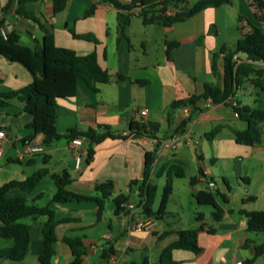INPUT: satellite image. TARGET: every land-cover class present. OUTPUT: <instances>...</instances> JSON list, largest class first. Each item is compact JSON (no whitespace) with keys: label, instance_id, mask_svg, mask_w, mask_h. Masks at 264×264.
Masks as SVG:
<instances>
[{"label":"crops","instance_id":"1","mask_svg":"<svg viewBox=\"0 0 264 264\" xmlns=\"http://www.w3.org/2000/svg\"><path fill=\"white\" fill-rule=\"evenodd\" d=\"M117 1L127 4L132 0ZM197 1L185 0L182 6L191 7ZM233 3L234 0H229L220 6L206 7L169 24H144L141 16L133 14L135 8H120L110 0H66V6L59 12H54L52 0H27L23 9L34 18L17 12L18 0H0L4 30H14L22 44L31 48L40 45L43 25L52 32L57 46L80 55L95 52L99 65L108 73L106 82L97 84L96 91L78 80V95L57 101L55 124L61 135L74 128L107 130L119 135L93 144L91 157L83 155L78 167L66 137L44 145L43 136L37 134L22 142L32 134L27 126L31 116L23 110L22 102L14 99L0 106V129L6 133L0 157V186L11 180H23L38 168L46 167L48 174L32 191L25 193L13 188L8 195L25 196L29 203L39 205L47 189L50 198L39 206H49L57 219H68L55 228L57 240L52 247L51 264H69L73 259L69 246L62 241L65 235L81 237L86 248L82 264H161V250L178 238V231L201 224L203 228L197 236L200 251L172 250L176 264H234L236 260L245 264V260L255 255L251 251L264 239V232L247 229L246 213L264 209V146L235 142L233 131L245 129L248 122L238 116L230 103L203 108L200 106L203 100H199L194 105L169 109L174 101L201 95L205 84L223 85V54L217 55L213 70V53L222 47H234L238 39V15L258 23L249 16L255 10L248 0H238V8ZM91 6L93 10L88 13ZM262 23L259 22L261 27ZM71 31L92 34L96 42L77 38ZM167 42H176L169 54ZM31 80L23 65L0 55V92L18 89ZM233 101L238 100L234 97ZM142 109L147 111L144 117L139 114ZM131 121L157 122L156 138L129 132ZM215 126L220 127L219 131L208 139L206 134ZM174 134L178 139L172 147L167 141ZM26 144L42 145L43 150L23 155ZM88 146V140L84 139L82 147ZM145 152L153 153L154 173L172 160L181 161L184 167V176L172 179V191L163 214L158 217L142 213L139 183L128 185L131 180L142 178ZM202 172L206 180L199 178ZM216 176L221 178V185L216 184ZM61 179L71 180L67 189L85 195L95 193L97 182L111 180L112 197L120 193L129 196L125 204L131 207L123 210L127 213L125 220L120 215L123 211L114 213L111 199L107 200L110 213L103 212L99 220L94 201L50 202ZM179 179L184 180L182 186L176 183ZM206 181H213L214 186ZM202 191L212 193L223 209L220 220L213 219L212 205L197 202L196 195ZM160 196L153 199V212L158 208ZM25 218L30 232L28 254L19 261L0 258V264H39L41 226L46 216ZM143 218H150L152 227L134 231L132 224ZM106 235L110 238L106 239ZM12 245L11 238L0 237V248ZM107 246H112L113 251L103 258ZM251 264H264V253L257 255Z\"/></svg>","mask_w":264,"mask_h":264},{"label":"trees","instance_id":"2","mask_svg":"<svg viewBox=\"0 0 264 264\" xmlns=\"http://www.w3.org/2000/svg\"><path fill=\"white\" fill-rule=\"evenodd\" d=\"M27 0H18L17 12L24 16L34 18L30 13L23 9V3ZM54 12H59L66 6V0H52ZM115 6L120 8L132 9L139 8L138 15L141 16L144 24L162 23L169 24L188 18L206 7L220 6L229 3V0H198L191 7L182 6L185 0H132L130 3L122 4L117 0H110ZM254 7L255 15L260 22H264V2L263 0H248ZM175 6L178 10L174 14L167 15L165 10ZM93 10V6L88 13ZM243 20L245 23L242 24ZM127 22L124 21L125 24ZM239 37L232 49L220 48L217 53L212 55V68L215 69V61L218 54H223V85L205 84L204 92L201 95H193L187 99L170 103L169 109L174 110L184 105H194L199 100L211 98L213 104L230 103L233 101L236 91L243 79H252V75H259L263 72L264 66V29L259 23L252 22L249 18L238 15ZM44 36L40 45L31 48L22 44L18 34L14 31L4 30V22L0 19V55L6 59L18 62L23 65L31 74L30 83L18 88L0 92V106L8 104L11 100H18L23 103V110L31 116L28 127L32 134L23 139L22 142L31 140L37 134L43 136V144L50 145L61 137L69 140L74 137L87 139V158L91 157L92 145L101 142L105 138H116L119 135L109 131L99 132L88 128L85 130L71 129L67 135H61L56 130V108L59 99H66L78 95V80H82L93 91H96L97 84L106 82L108 73L99 63L95 52L85 55L77 54L70 48L57 46L52 32L42 25ZM4 31V35L1 33ZM77 38L96 42L92 34H76ZM176 45V42H167L166 52ZM261 60L263 65L258 66L257 61ZM121 77V76H120ZM253 83L260 85L258 79H253ZM232 105L240 118L248 122L245 129L234 132L236 143L245 145H255L261 142V132L257 123L264 121V108H252L248 105L239 106L238 101ZM129 132L147 136L155 139L159 130V124L154 121L135 122L131 121L128 125ZM219 126L211 129L206 137L211 139L218 131ZM153 153L145 152L144 170L140 180L133 179L128 185L139 183V206L142 213L147 216L158 217L163 214L169 194L172 191V179L184 176L183 163L178 160L162 165L155 173L153 172ZM48 174L46 167L35 170L30 176L23 180H11L0 186V237L11 238L13 245L0 248V258L19 261L26 257L30 246L29 225L21 222L25 217L46 216L42 223V250L38 256L39 264H51L52 247L57 240L55 228L58 223L67 221V218H55L54 211L49 206H39L29 203L25 196H9V190L18 188L28 193L32 191L39 180ZM165 177V184L160 196L159 205L156 211H152L151 204L156 194V185L150 181L151 176ZM195 177L191 178V182ZM69 179H61L52 195L50 202L68 201H94L97 205L96 220H99L105 210L107 200L111 199L114 204V213L119 214L125 207L129 196L120 193L112 197L114 189L111 180L97 182L95 193L85 195L75 193L66 188L70 183ZM219 194V193H217ZM224 201L226 198L223 196ZM196 200L201 204L213 206L212 213L214 220H220L223 209L216 203L215 197L210 192H199ZM241 212H245L241 210ZM247 229L253 232H264V209L251 210L246 213ZM198 220L201 216L197 215ZM203 228V224L196 228H185L178 231V238L166 246L160 252L161 264H176L172 259V250L183 249L194 253L200 251L198 244V231ZM64 241L70 248L73 259L69 264H82V256L86 248L79 236H63ZM255 255L245 260V264H251L255 257L264 253V239L255 247ZM113 251L112 246H107L103 250L102 257H108Z\"/></svg>","mask_w":264,"mask_h":264},{"label":"rangeland","instance_id":"3","mask_svg":"<svg viewBox=\"0 0 264 264\" xmlns=\"http://www.w3.org/2000/svg\"><path fill=\"white\" fill-rule=\"evenodd\" d=\"M237 2H238V0H234V3H233V5L236 7H237ZM242 12H245V7H243ZM249 16H251L252 19L255 20L256 22H258V23L260 22L257 19L256 15L254 14L253 11L250 13ZM237 25H238V21L236 20V26ZM262 25H263L262 28L264 29V23H262ZM236 37L237 38L239 37V31L238 30H236ZM253 79H258L260 82V85L254 84ZM235 99H237L241 105H248V106L253 107V108H262V109L264 108V66H263V72L260 73L259 75L253 74L252 79H249V80L243 79L241 81V84L236 91ZM257 127L261 132V142H260L261 146H264V121L260 122L257 125ZM202 139L204 141H207L206 137H202ZM243 147H245V146H243ZM151 179H152V182L154 184H156V186H157V191H156L155 196L158 199L160 194H161V191H162V186L164 184V177L152 175ZM214 180H215L217 185L222 184V180L220 177L216 176V177H214ZM183 181L184 180L179 179V180H176V183L179 186H182ZM231 181H232V179H231ZM238 182L240 184L242 183L239 180H238ZM49 198H50V192L46 189L45 196L40 201H38L39 205H45L48 202ZM108 201L106 203V207L104 210L105 213H110ZM186 205H187V203H186ZM26 221H28L26 218L21 219V222H26Z\"/></svg>","mask_w":264,"mask_h":264},{"label":"built area","instance_id":"4","mask_svg":"<svg viewBox=\"0 0 264 264\" xmlns=\"http://www.w3.org/2000/svg\"><path fill=\"white\" fill-rule=\"evenodd\" d=\"M264 2V0H263ZM178 10L177 7L175 6H170L168 7L166 10H165V14L167 15H170V14H174L176 11ZM138 12H139V8L138 7H135V9L133 10V14H136L138 15ZM1 33L4 35V31L1 30ZM257 63L259 65H263V62L261 60L257 61ZM232 105H236V103L234 101L231 102ZM213 105V102L211 100V98H207V99H204L202 101V103L200 104L201 107L203 108H209ZM139 114L141 117H144L146 116L147 114V111L145 109H142L139 111ZM177 139H178V135L177 134H174L167 142L170 146L172 147H175L176 146V143H177ZM6 141V133L3 129H0V157H1V154H2V147H3V144L4 142ZM84 142V139L82 137H74L72 139H70L69 141V146L71 148V151H72V155L75 159V165L76 167L79 166L80 164V161H81V157L83 155H87V148H83L82 147V144ZM43 150V146L42 145H34V144H26L24 145L23 147V150H22V153L23 155H32L38 151H41ZM153 166V164H152ZM201 180H206L205 178V175L203 174V172L200 174V177H199ZM207 184L209 186H214V183L213 181H206ZM124 207L125 208H130L131 206L130 205H127V204H124ZM121 213V212H120ZM130 213H128L129 215ZM121 215V218H122V221L125 220V217L127 216V213H125L124 211L120 214ZM129 216H132L131 214ZM153 225V221L150 219V218H143V219H139L137 221H135L133 224H132V229L134 231H144V230H149ZM106 239H109L110 236L109 235H106L105 236ZM234 264H243V261L241 260H236Z\"/></svg>","mask_w":264,"mask_h":264},{"label":"water","instance_id":"5","mask_svg":"<svg viewBox=\"0 0 264 264\" xmlns=\"http://www.w3.org/2000/svg\"><path fill=\"white\" fill-rule=\"evenodd\" d=\"M251 252H252L253 254H255V249H253Z\"/></svg>","mask_w":264,"mask_h":264}]
</instances>
